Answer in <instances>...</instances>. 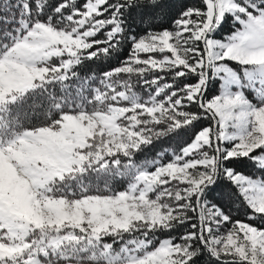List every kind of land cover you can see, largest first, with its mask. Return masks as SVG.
<instances>
[{
    "label": "snow or ice",
    "instance_id": "snow-or-ice-1",
    "mask_svg": "<svg viewBox=\"0 0 264 264\" xmlns=\"http://www.w3.org/2000/svg\"><path fill=\"white\" fill-rule=\"evenodd\" d=\"M0 264H264V0H0Z\"/></svg>",
    "mask_w": 264,
    "mask_h": 264
}]
</instances>
